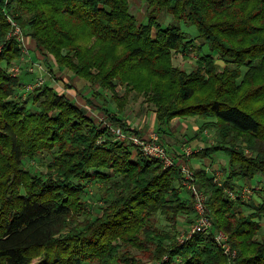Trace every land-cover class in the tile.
<instances>
[{
  "label": "trees",
  "instance_id": "1",
  "mask_svg": "<svg viewBox=\"0 0 264 264\" xmlns=\"http://www.w3.org/2000/svg\"><path fill=\"white\" fill-rule=\"evenodd\" d=\"M144 1L147 21L131 0H0V264H264V0ZM162 12L173 17L167 26ZM9 16L53 81L26 91L19 75L33 72L22 42L9 37ZM180 51L196 54L193 70L174 64ZM56 70L99 87L85 99L103 120L58 90ZM102 90L116 110L93 101L109 105ZM132 94L153 106L161 133L187 117L201 119L195 137L216 132L213 143L179 154L187 164L228 156L222 184L191 167L207 195L210 232L180 242V225L190 232L196 221L181 170L114 140L108 125L143 135L122 116ZM45 153V170H30L26 163ZM255 177V203L230 196L239 179ZM97 182L95 214L86 197ZM217 230L236 258L218 246Z\"/></svg>",
  "mask_w": 264,
  "mask_h": 264
},
{
  "label": "rangeland",
  "instance_id": "2",
  "mask_svg": "<svg viewBox=\"0 0 264 264\" xmlns=\"http://www.w3.org/2000/svg\"><path fill=\"white\" fill-rule=\"evenodd\" d=\"M146 8H147V3L144 0H131V11H132V13H134L137 16L139 21H147L146 20V18H147ZM172 18H173L172 15L167 14L166 12H162L161 16H160V21L165 26H167L168 23H170L172 21ZM181 27L186 32L191 34L192 37H196L198 35V29H197V27L195 25L182 23ZM26 36H28V35H26ZM31 42H32L31 40L30 41L28 40V47L32 46L30 49L35 50L36 55H37L39 53V51H38L37 48H35V47L33 48V45H31ZM197 43H199V42L197 41ZM185 56L186 55H185V53L183 51L174 53V64L176 66L181 67L184 70L191 71L195 67V60H196L197 56L193 52L190 53L188 58H186ZM37 59H38V57H37ZM218 62L222 66H224V61L219 59ZM22 66H24V65H22ZM44 72H45V67H44L43 70H40V71L36 69L31 74H28L29 72L28 73L22 72L19 75V77L21 79V82L24 83V84L25 83L26 84L33 83V80H35L39 76L40 77H44V80L53 81L52 79L54 78V76H52V74L49 73L48 70H47V75L46 74L44 75ZM56 72H58V70L55 71V76L56 77L58 76L57 74H59V75L61 74L58 77H62V73H56ZM48 78H50V79L48 80ZM73 79H75V78H73ZM78 81L79 82H77L76 86L81 88L82 90L85 89V93H87V94H91L92 90H96V89L99 88L98 86H93V85H90L89 83L83 82L81 78H79ZM61 84L64 85V82L61 83ZM21 89H24V86H22ZM59 89H61V88H59ZM119 90H120V92H123L122 88H120V87H119ZM102 92L105 93V97L108 99V104L109 105L105 104L102 98H98V99L96 98V100L99 103H101V105H104V106H107V107H112V108H114L116 110L117 105L110 99L111 98V93L110 92H105L103 90H102ZM154 113L155 112H154L153 106L152 105H148L147 103H144L143 97H138V96H135V94H132L131 98H130V101H129V104L126 107L124 114L126 116L128 115V118L133 120L134 123H136V122H140V123L144 122V124L147 125V128L145 130H143L141 133L143 135H148L151 132H155V131L159 132L157 130V128L153 129L152 119H153V114ZM181 119L183 121L184 120L185 121L189 120L190 122H194L195 124L194 123L193 124L195 126L198 124V122L200 124V121H201V119L199 121V118H196V117H187V118H181ZM194 119L198 120L197 124H196V121ZM194 125L190 124V128L186 131L185 135H182L181 132H179V137H178V142L177 143H174L173 140L164 137V133L159 132V134L161 136L162 143L165 142L166 144L164 143V145L166 147H169V145L167 143L168 141L171 142V143L173 142L174 144H178L179 146H177V149L180 151V154H181L182 150H183V153L185 152L184 151V147L185 146H191L194 150L198 151V150L201 149V147L207 146V145L213 143L214 141H216L217 135H216V132L213 129L208 130L206 132V135L204 134L205 136L203 135L201 138L195 137L194 133H195L196 129L193 128ZM177 136L178 135H176L175 137H177ZM199 140H200V143H199ZM170 151H174V150L172 148H170ZM51 158H52V155L50 153H45L42 156L37 157L36 159H32V160L28 161L26 163V165L28 166V168H30V170H32L34 172H39L41 170H45L44 163L46 161H49ZM207 159L208 160H213L214 159L215 162L217 163L218 169L215 170V176H216V180L220 184H222V182L224 181V176H223L222 169L224 167H227V164H228V156L225 153H217V154L213 155L211 158H204V159L192 158L188 162L189 163L188 166L190 167V169L192 171H193V169L191 168L192 166L193 167H201V166L206 167L204 163H206ZM193 172L195 173V171H193ZM238 183L239 184L235 185L234 188H231V189L228 188V192L229 191H234L235 192V190H238V191L241 190L242 191L244 188H248L249 186H252V187H254V189L252 190V193L250 194V196L249 197H245V198H242V197H240V198L242 200H244V201H250V202L255 203V201L250 200V199L252 197H254L255 195H256L255 198L256 199L258 198L257 197L258 194L256 193V191L259 190V185H260L259 178L255 177V178H253L251 180L239 179ZM100 185L101 184L99 182L90 183L89 184L90 195H88L86 197L88 201H91V203L94 204V206H91L89 208V210L93 211L95 214H97L99 212L98 211L99 209H97V207H98V204H99V201H98V190L99 189L98 188H99ZM261 185H262V183H261ZM235 199H237V198H235ZM245 207H244L245 211L248 212L249 209H247ZM186 225H187L186 223H182L180 225V227L183 228V229L181 228V230H180L181 234L184 233L185 235H188L190 233V232H185V226ZM163 226L164 227L167 226L165 221L163 223ZM262 232H264V228H263ZM35 262H36V260L33 262V264H35ZM147 264H152V263L148 262Z\"/></svg>",
  "mask_w": 264,
  "mask_h": 264
},
{
  "label": "built area",
  "instance_id": "3",
  "mask_svg": "<svg viewBox=\"0 0 264 264\" xmlns=\"http://www.w3.org/2000/svg\"><path fill=\"white\" fill-rule=\"evenodd\" d=\"M5 1L8 2L9 0ZM8 18L12 26L9 37L15 36L18 40H20L22 42L21 44L23 46L24 54L26 56H29L31 54L28 47V40L30 41V38L25 35L22 28L11 18V16H9ZM29 66L30 67H28L27 70L31 72H34L35 69H44V66L38 61L30 60ZM11 72L13 75H19L22 72V67L19 64H14ZM44 82V77L39 76L33 81V83L25 84V89L26 91H31L35 87L44 84ZM108 127L110 132L113 134L115 141L123 144H131L134 148V152L138 151L144 156L159 159L164 168L178 167L181 170L184 177L183 184L193 196L196 221L191 227L190 233L188 235H185L183 233L179 236L180 242L188 239L192 234L196 232H210L214 226L213 221L208 213L207 195L198 184L195 173L190 169L187 163H185L180 158L178 159L174 152L170 151V148L166 147L164 143H162L160 134L155 131L149 133L148 135H139L133 133L132 131H126L118 126L114 127L108 125ZM184 151V155L189 156L196 150H194L191 146H185ZM253 189L254 187L249 186L248 188H244L242 191H229V194L234 199L238 197L245 198L250 196ZM214 239L218 246L222 248L224 253H226L230 258H236L237 250L232 247L229 236L226 232H224L223 230L215 231Z\"/></svg>",
  "mask_w": 264,
  "mask_h": 264
},
{
  "label": "crops",
  "instance_id": "4",
  "mask_svg": "<svg viewBox=\"0 0 264 264\" xmlns=\"http://www.w3.org/2000/svg\"><path fill=\"white\" fill-rule=\"evenodd\" d=\"M32 41V40H31ZM31 45H33V43L31 42ZM32 46H29V49ZM30 55L26 56V61L28 62V65H30V60L31 61H35V59H37V55L35 50L30 49ZM32 55V56H31ZM56 73H62V77H58L60 76L59 74H57V78L58 80V90L62 93H66L73 101H75L77 104L81 105L84 109L87 110V112L89 114H91L92 116H95V118H97L98 121H101L105 118V114L100 111V109H95L97 107H93L87 104L86 102V97L91 96L90 94L85 93V89L82 90L81 88L77 87L76 84L77 82H79V78L77 76H74L71 72H68L67 70H58V72ZM74 76V77H73ZM62 78V79H61ZM75 78V79H73ZM70 81V82H69ZM64 82V85L69 83L73 86L72 89H67L65 87H63L64 85L61 84ZM61 88V89H59ZM97 105H101V103H99L96 98H94L93 100ZM125 113V112H124ZM122 114L123 118L128 122V124L131 127L136 128L137 130H139L140 132H142L143 130H145L147 128V125L144 124V122L140 123V122H136L134 123L133 120L128 118V115L126 116L125 114ZM156 115L155 113L153 114V119H152V125H153V129L157 128L156 126ZM195 120V119H194ZM196 124L198 122V120H195ZM140 123V124H139ZM194 122H190L189 120H182L181 118H175L171 121V123L169 124V126L166 128V132H164V137L171 139L174 141V143L178 142V137H179V132H181L182 135L186 134V131L190 128V124H193ZM195 130L194 136H196L195 134H197L198 132V128H199V122L198 124L195 126H193ZM180 134V135H181ZM206 135V133H204ZM204 134L199 135L197 138H201ZM176 135H178L177 137H175ZM204 135V136H205ZM197 140V139H196ZM164 141V140H163ZM166 141V140H165ZM167 142V141H166ZM165 143V142H164ZM169 147L172 148L174 151V154H176L178 156V158L183 160V156L181 157L180 151L177 149V146H179L178 144H174L173 142H167ZM200 143V140H199ZM166 144V143H165ZM204 147V146H203ZM202 148V147H201ZM183 154V150L181 152V155ZM206 168L211 172V173H215V170L218 169V165L215 162V160H206V163H204Z\"/></svg>",
  "mask_w": 264,
  "mask_h": 264
}]
</instances>
